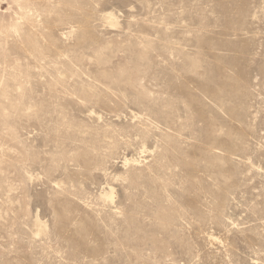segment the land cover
Returning <instances> with one entry per match:
<instances>
[{
    "label": "rangeland",
    "instance_id": "374dc122",
    "mask_svg": "<svg viewBox=\"0 0 264 264\" xmlns=\"http://www.w3.org/2000/svg\"><path fill=\"white\" fill-rule=\"evenodd\" d=\"M0 264H264V0H0Z\"/></svg>",
    "mask_w": 264,
    "mask_h": 264
}]
</instances>
